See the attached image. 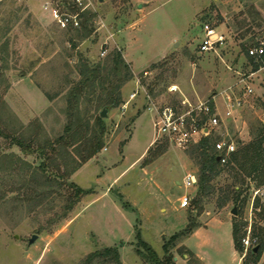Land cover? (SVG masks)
Instances as JSON below:
<instances>
[{"label": "rangeland", "instance_id": "obj_1", "mask_svg": "<svg viewBox=\"0 0 264 264\" xmlns=\"http://www.w3.org/2000/svg\"><path fill=\"white\" fill-rule=\"evenodd\" d=\"M74 3L0 0V166L7 167L0 170V264H83L90 253L111 247L122 264H151L137 254L138 242L164 258L163 244L186 231L188 223L197 226L169 246L173 264H254L264 237V134L259 132L264 66L253 71L246 48L264 37V0H91L85 10L91 13L80 18L77 28H62L54 9L72 13ZM86 18L92 32L82 38L76 29ZM204 21L215 25L225 41L200 53ZM114 50H120L132 72L121 88L123 102L136 87L135 75L151 70L142 80L155 102L182 108V99L193 105L211 100L223 114L224 92L254 72L247 78L253 93L211 134L214 140L232 141L237 160L222 165L211 181L214 191L200 206L193 202L197 186L180 184L187 172L198 173L192 145L181 149L158 136L156 113L144 91L124 111L119 105L105 117L96 98L81 101L85 125L92 128L97 115L103 119V147L66 175L76 165L72 160H80V142L70 146L64 130L71 82L79 79L82 59L104 65ZM172 83L180 91L170 93ZM16 136L34 152L14 144ZM52 147L59 151L61 171L47 168L52 186L37 194L27 187L31 171L42 161L50 163L42 152L51 156ZM12 161L13 169L8 167ZM70 184L87 193L65 213ZM185 193L191 196L187 205L181 200ZM227 197L231 200L224 203ZM229 221L232 229L233 223L240 225L242 250L234 246ZM249 230L245 248L242 239ZM33 235L38 237L29 243ZM94 264L116 263L108 258ZM257 264H264V248Z\"/></svg>", "mask_w": 264, "mask_h": 264}, {"label": "trees", "instance_id": "obj_2", "mask_svg": "<svg viewBox=\"0 0 264 264\" xmlns=\"http://www.w3.org/2000/svg\"><path fill=\"white\" fill-rule=\"evenodd\" d=\"M71 9L74 12L77 10L76 7L73 6ZM90 13V11H84L82 12L81 17H86ZM91 15L93 16L94 14ZM76 30L82 38L88 37L90 35L92 29H89L88 27L87 18L81 22V29ZM250 60L254 63L253 71L259 70L261 65L259 63L254 62L251 58ZM78 74L79 79L77 81L71 82V87L68 90V94L66 97V114L68 116V120L64 130L65 133L69 134L68 136L71 137L69 143L70 146H73L76 142H80L81 148H79V145L78 149H76V154L80 157V160L77 161V159L75 158L72 160L76 163V165L72 167L71 170H69V173L68 171L66 172L67 176L77 170L84 162L96 155L99 150H101V148L103 147V137L105 133V124L103 122V119L99 115H97L95 118V125L92 128L89 127V122H87L85 125L83 121H81V101L83 99H86L87 101H92L96 98V106L100 111H102L104 108H106L108 111L111 108L117 107L123 102L121 88L126 83V81H128L132 77V72L129 68V65L124 60L120 50H114L111 53L109 61L105 62L104 65L102 63L91 65L86 59H82L78 67ZM47 97L51 100L53 99L51 95H48ZM87 132H90V135H87ZM259 132L261 134H264V125L263 129ZM0 134L2 135L1 129ZM63 139V136H60L58 138L59 141ZM220 139L221 138L214 140L212 139V136L209 135L203 137L199 142L194 143L191 146V154L192 156L198 158L197 162L199 165L197 173L198 180L196 184L198 190L196 196L193 199V202L197 207L202 204L203 198L205 196H208L214 191V186L212 185L211 181L215 177L220 175L222 171L223 164L218 160L219 152L215 148V143ZM13 140V143L17 146H20L22 151L26 153L34 152L31 144H26L23 138L16 136L13 138ZM30 141H33V137H31ZM41 147L42 150L45 148L43 145ZM51 150V156L48 155L47 152H42L46 157L47 161H50V163L42 161L39 167L31 171V185H28L27 187H29L30 191L35 192L37 194L40 193V188H47L52 186L51 184L53 182L54 177H52L51 175H46L47 168L51 167L52 171L53 169H55L57 172L61 171L60 165L56 163V157L59 154V151L53 147ZM236 160L237 157L234 151L231 154L228 162L226 163V166H230V164H232L233 161ZM10 163L11 164H9L10 166L8 167L11 169L15 168L16 162L12 161ZM53 163L54 167L52 166ZM2 168L7 167L0 166V170H6ZM69 186L71 188V194H69L67 202L65 203L63 208L65 213L72 210L75 204L80 201L82 196L87 193V191L75 186L74 184H70ZM50 192L48 191V193ZM2 197L3 196H0V198ZM228 200L231 199L227 197L224 203H226ZM196 226V224L192 225L191 223H188L186 231L182 233L180 232L173 234L169 238L168 242L163 244V249L166 254L164 258H160L154 251V249L142 240H140L137 244V254L149 261L151 264H173L174 255L170 254L169 246H174L178 238H182L185 233L192 232ZM240 231V225L238 223H233L232 235L236 250H242V236L240 235ZM258 246V251L254 253V264H257L261 252L264 248V237L259 241ZM182 252L183 251H181V253ZM108 258L116 264H122L120 261V255L118 250L112 247L105 248L102 251H94L90 253L85 258L83 264H94L97 261H105Z\"/></svg>", "mask_w": 264, "mask_h": 264}, {"label": "built area", "instance_id": "obj_3", "mask_svg": "<svg viewBox=\"0 0 264 264\" xmlns=\"http://www.w3.org/2000/svg\"><path fill=\"white\" fill-rule=\"evenodd\" d=\"M74 2L73 7H77L75 12L59 13L57 9H54L55 18L62 28L78 27L82 12L89 8L91 4V0H74ZM202 33L203 37L197 45V50L200 53L213 50L225 41L224 34L219 32L217 27L209 21L202 22ZM247 56L254 62L259 63L260 67L264 66V37L256 39L247 48ZM150 74H152L151 70H144L141 74L135 75L136 87L120 107L124 111L129 103L138 97L140 91H144V97L150 104L149 109H154L156 113L155 126L158 136L168 138L181 149H187L203 137L211 135L213 130L221 125V121L223 122L225 119L232 117L234 109L242 107L247 97L253 93V87L247 80L254 74V72H251L248 76H241L235 87H229L230 91L224 92L225 109L223 114L218 111L211 100L200 101L198 104L193 105L186 98L181 100L183 107L179 108L169 102L164 104L155 102V97L151 91L145 88L142 80L143 77ZM168 91L173 94L180 91V88L172 83L168 86ZM215 148L219 152L218 158L222 164H226L231 154L236 150L234 143L226 138L218 140L215 143ZM197 180V174L189 171L184 175L180 184L184 188H192L196 186ZM181 200L183 204L187 205L191 202V196L185 193ZM242 243L245 248L249 247L250 230L242 239Z\"/></svg>", "mask_w": 264, "mask_h": 264}, {"label": "crops", "instance_id": "obj_4", "mask_svg": "<svg viewBox=\"0 0 264 264\" xmlns=\"http://www.w3.org/2000/svg\"><path fill=\"white\" fill-rule=\"evenodd\" d=\"M256 74V73H255ZM215 221V220H214ZM214 221H212V222H214ZM218 222H220V220H217ZM230 222V226H231V235H232V231H233V229H232V223H231V221H229ZM220 223H222V222H220ZM208 225H211V220L208 222V223H205L204 225H202V226H199L192 234H194V233H198L200 230H202L203 228H205V227H207ZM232 240H233V235H232ZM233 243H234V241H233ZM185 244H186V241H185ZM196 255H197V253H196ZM201 259V258H200ZM202 260V259H201ZM240 260H241V258H240Z\"/></svg>", "mask_w": 264, "mask_h": 264}, {"label": "water", "instance_id": "obj_5", "mask_svg": "<svg viewBox=\"0 0 264 264\" xmlns=\"http://www.w3.org/2000/svg\"><path fill=\"white\" fill-rule=\"evenodd\" d=\"M102 117H105L107 115V109L104 108L102 111H101V114H100ZM219 160V158H218ZM233 213H236V210L234 209L233 210ZM37 235H33L30 240H29V243H33L36 239H37Z\"/></svg>", "mask_w": 264, "mask_h": 264}]
</instances>
